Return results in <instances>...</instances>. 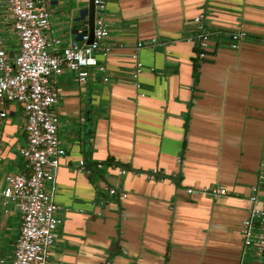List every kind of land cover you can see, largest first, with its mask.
Returning <instances> with one entry per match:
<instances>
[{
	"label": "crops",
	"instance_id": "crops-1",
	"mask_svg": "<svg viewBox=\"0 0 264 264\" xmlns=\"http://www.w3.org/2000/svg\"><path fill=\"white\" fill-rule=\"evenodd\" d=\"M103 2L110 50L97 59L108 81L93 67L84 84L68 70L51 77L66 153L55 176L62 221L46 264H257L242 228L264 203V0ZM88 3L49 0L52 34L81 42ZM20 109L0 119V188L6 173L23 169ZM80 159L90 171L78 168ZM215 186L226 193L201 192ZM20 222L0 195V264L12 259Z\"/></svg>",
	"mask_w": 264,
	"mask_h": 264
},
{
	"label": "built area",
	"instance_id": "built-area-1",
	"mask_svg": "<svg viewBox=\"0 0 264 264\" xmlns=\"http://www.w3.org/2000/svg\"><path fill=\"white\" fill-rule=\"evenodd\" d=\"M95 17L93 38L89 41L88 31H79L81 42L70 40L63 43L54 36L49 13V0H0V25L14 34L17 46L13 47L0 29V100L17 102L25 115L24 130L26 142L19 149L23 159L22 171L6 173L0 188L3 203H12L20 213V225L9 264H46L56 240L57 227L62 218L60 205L55 200V176L61 158L66 150L58 135L59 117L55 109L58 90L51 81L52 76L64 70L74 73L75 80L84 84L95 68L104 81H108L103 63L97 53H107L109 45L102 41L109 32L104 17L105 3L94 0ZM97 11V13H96ZM196 40L200 49L208 45L209 33L204 26V15L193 18ZM245 32L231 34V47L236 48ZM156 38H151L153 44ZM49 43L52 49H49ZM143 46L142 42L137 43ZM199 55H203L200 52ZM136 57V54H133ZM134 76L140 71L136 63ZM136 86L138 83L136 82ZM0 107V119L7 116ZM102 163H96V168ZM78 168L90 171L84 159L78 161ZM154 170L153 172H155ZM121 168L118 174H124ZM108 195L118 194L113 186H104ZM253 191H256L254 186ZM191 193L193 188L188 187ZM201 192L210 195H224L222 186L205 187ZM256 201V195L251 196ZM108 202V199L104 200ZM244 249L252 248L264 264V203L261 208L253 207L243 221ZM5 262L0 258V263Z\"/></svg>",
	"mask_w": 264,
	"mask_h": 264
},
{
	"label": "water",
	"instance_id": "water-1",
	"mask_svg": "<svg viewBox=\"0 0 264 264\" xmlns=\"http://www.w3.org/2000/svg\"><path fill=\"white\" fill-rule=\"evenodd\" d=\"M88 13V34L89 41L93 38V28H94V13H95V4L94 0H89L88 8L86 9Z\"/></svg>",
	"mask_w": 264,
	"mask_h": 264
},
{
	"label": "rangeland",
	"instance_id": "rangeland-1",
	"mask_svg": "<svg viewBox=\"0 0 264 264\" xmlns=\"http://www.w3.org/2000/svg\"><path fill=\"white\" fill-rule=\"evenodd\" d=\"M3 32H4V31H3ZM3 34H4V36H6L5 32H4ZM3 104H4V107H5L6 109H7V108L9 109L11 106H12V107H16L18 114H20L21 109H20V106H19V104H18L17 102H14V101L7 102V101H1V100H0V106H2Z\"/></svg>",
	"mask_w": 264,
	"mask_h": 264
}]
</instances>
